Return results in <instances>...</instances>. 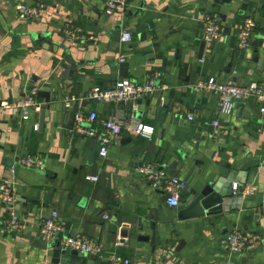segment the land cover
I'll return each instance as SVG.
<instances>
[{
  "label": "crops",
  "instance_id": "1",
  "mask_svg": "<svg viewBox=\"0 0 264 264\" xmlns=\"http://www.w3.org/2000/svg\"><path fill=\"white\" fill-rule=\"evenodd\" d=\"M20 4L37 6L38 17L19 18ZM248 16L255 20L253 37L248 49H240L239 27ZM207 18L223 30L211 43L202 38ZM69 24L81 30L79 39L65 36ZM123 30L131 32L130 43L121 42ZM45 32L53 34V43L33 37ZM158 71L167 90L135 104L87 100L94 87L120 79L143 82ZM33 78L36 92L49 94V104L29 94L42 104L39 111L29 108L24 118L0 112V184L11 182L21 220L17 230L5 229L0 195V264H109L113 252L143 264H152L158 254L162 264H264V241L232 255L220 244L234 230L264 237V118L258 103H236L221 113L215 94L194 91L210 78L264 89V0H128L124 15L107 14L103 0H0V100L21 98ZM70 95L81 101L65 108L62 100ZM74 109L78 115L71 127ZM117 110L124 124L119 137L106 158L98 153L92 159L97 142L84 133L89 113L104 121ZM139 123L154 127L151 138L131 129ZM27 155L41 165L21 166L17 160ZM148 164L185 183L178 208H168L165 193L136 173ZM231 174L237 193L221 216L177 219L191 199L189 189L196 194L221 181L222 190ZM89 176L97 180H86ZM52 212L63 231L45 241L42 224ZM152 223L154 256L150 240L140 239L152 237ZM124 228L128 238L120 236ZM76 235L93 239L103 252L75 259L60 243ZM117 236L122 246L115 248Z\"/></svg>",
  "mask_w": 264,
  "mask_h": 264
},
{
  "label": "built area",
  "instance_id": "2",
  "mask_svg": "<svg viewBox=\"0 0 264 264\" xmlns=\"http://www.w3.org/2000/svg\"><path fill=\"white\" fill-rule=\"evenodd\" d=\"M106 6V12L109 15L120 14L124 15L126 12L128 0H103ZM18 17L22 20H31L37 18L39 15V8L37 6H26L23 4L17 5ZM255 28V20L252 16H248L240 24L239 27V42L240 49H248L253 37V30ZM222 27L215 18H207L202 22V38L205 42L211 43L216 41L222 34ZM81 30L72 25H66L64 34L67 38H77L80 36ZM120 40L122 43H130L132 41V34L127 30L121 32ZM163 74L155 72L150 78L143 82H135L130 79H120L114 85L101 88L94 87L88 94L87 100L93 102L111 103L115 106L136 103L142 99L153 96L157 91H166L167 86L162 82ZM196 92L213 93L218 98L219 110L221 113H229L236 103H247L255 101L258 103L259 114L264 118V89L258 83H250L243 86H238L231 83L222 84L214 78L207 81H200L194 87ZM81 99L74 95L63 98L62 103L65 108H71ZM42 104L39 103L32 95H26L15 101L0 100V112H10L13 115L24 118L27 116L29 108L39 111ZM188 119L193 120V116ZM89 124L88 130L84 133L100 145L99 157L104 159L107 157L109 148L112 142L119 137L124 124L120 112L117 110L116 114L104 121L97 120L95 112L89 113L87 117ZM213 128L219 126L218 120L211 122ZM131 129L138 135L144 138H151L154 134V127L149 124L139 123ZM17 162L25 168H33L40 166L39 158L32 155L19 158ZM13 173V168L10 169ZM136 173L142 175L154 190H161L166 195V205L170 209L179 207L181 198L180 194L185 189V183L173 176L165 174L162 171H157L152 165L140 166L136 169ZM88 181H96L97 177H87ZM264 186V176H263ZM233 192L236 195V185H233ZM0 195L2 204L8 219L5 221V229L7 231H14L20 227V217L16 214L15 204L16 199L11 189V182L4 180L0 184ZM261 211L264 215V190L261 199ZM128 226V224H125ZM63 231V227L59 222L57 212H52L48 218L43 221L42 234L45 241H51L55 236ZM264 241V237L258 234H249L240 230H234L226 233L220 239L221 248L228 254H241L246 251L255 250ZM61 249L64 252H77L83 255L97 256L103 252L101 246L93 239L85 236L76 235L66 237L60 243ZM122 246V241L117 236L114 247ZM109 264H143L131 258L124 257L111 253L109 256ZM152 264H162L160 254L155 256Z\"/></svg>",
  "mask_w": 264,
  "mask_h": 264
},
{
  "label": "water",
  "instance_id": "3",
  "mask_svg": "<svg viewBox=\"0 0 264 264\" xmlns=\"http://www.w3.org/2000/svg\"><path fill=\"white\" fill-rule=\"evenodd\" d=\"M229 2L230 0H215L216 4H220V3L228 4ZM52 35L53 34H51L50 32H45L42 34L34 35L33 37H37L42 40L48 39V42L51 44ZM74 42L76 44L79 43L78 41H74ZM205 46H206V43L203 41L199 48L200 53L203 51V48H205ZM59 48L70 57V54L68 53V49L64 45H59ZM61 65H62V68H64L65 70L67 69L66 65L64 66L63 64ZM125 67L126 65L122 64L121 70ZM124 76L126 77V74H124ZM37 81H38L37 78H33L32 83H28L25 86V89H24L25 94H23L22 97L29 95V94H33V95H36L37 97L43 98L45 102L49 104L50 100H49L48 93L41 92V91L36 92L37 88L34 83H36ZM167 110H168V102L165 100L159 112L164 117L167 114ZM77 115H78V109H74L72 111V116H71L72 118L71 127H73ZM99 149H100V145L97 143L96 148L92 154V159L98 156ZM233 175L234 174H231L229 177L225 178L226 182L222 183L224 186L222 190H219L221 181H218L217 183H211L203 187L202 190H200L196 194H193L191 190L189 189L188 193L191 195V199L186 201L185 203L186 208L181 210L178 213L177 219L180 221H183V220L199 219V218L210 217V216H221L224 213L225 209L227 208L230 198L233 195V183L235 181L233 180ZM154 222H157L156 218ZM150 229L151 231L154 232L152 237L150 239L147 237L140 238V239H144L145 242L150 240L151 247H152L151 254L154 256V254L157 252V249L155 246V224L152 223L150 225ZM119 233L122 238L129 237L128 230L125 228L121 229ZM71 255L74 256L75 259L80 257L81 255L84 256L83 254H79L74 251L71 252Z\"/></svg>",
  "mask_w": 264,
  "mask_h": 264
}]
</instances>
